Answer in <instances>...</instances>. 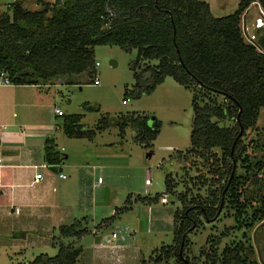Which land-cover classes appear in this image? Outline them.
Here are the masks:
<instances>
[{"label":"trees","instance_id":"1","mask_svg":"<svg viewBox=\"0 0 264 264\" xmlns=\"http://www.w3.org/2000/svg\"><path fill=\"white\" fill-rule=\"evenodd\" d=\"M254 1L264 9V0H240L233 13L221 17L213 14L206 0H69L63 4L56 0L54 5L42 2L41 10L15 2L9 5V12L0 13V70L14 84L93 75L95 47L117 45L138 54L131 67L134 84L126 95L140 98L151 94L168 76L193 93L191 147L170 159L176 165L197 164L206 173L201 175L203 182H210L212 190L203 202L192 200V206L181 197L184 205L174 212L173 243L154 249L142 264H192L185 247L188 235L200 226L198 213L214 222L223 204L233 211L227 215L234 216L236 226L246 230L264 218V157L252 162L243 140L264 108V53L246 42L241 30L242 14ZM140 61L146 62L143 67ZM64 118L69 137L93 136L80 128V116ZM128 122L141 143L156 139L158 127L147 117L131 115L123 126ZM65 158L53 139H46L45 163L56 169ZM239 163L244 174L239 172ZM165 183L164 195H168L174 189L170 174ZM253 186L259 192H249ZM162 196H137L136 200L152 204ZM127 209L128 205L117 212ZM114 220L115 215L106 219ZM88 221L82 217L59 227L54 256L41 253L19 264H77L82 248L62 238L80 240L90 232ZM243 237L221 252V237L212 242V252L203 247L205 263L259 264L249 236Z\"/></svg>","mask_w":264,"mask_h":264},{"label":"rangeland","instance_id":"2","mask_svg":"<svg viewBox=\"0 0 264 264\" xmlns=\"http://www.w3.org/2000/svg\"><path fill=\"white\" fill-rule=\"evenodd\" d=\"M15 1L0 0V13L9 12V5ZM209 1L213 14L221 17L233 13L240 0ZM255 13L256 9L252 7L246 17L248 22L254 20ZM137 57L135 49L128 51L117 45L96 46L94 60L99 66L95 68L93 75L54 78L52 89L57 94L59 109L66 113V116H80V128L93 133L91 139L67 141L63 126L61 131V147L66 149L63 153L70 155L65 163L69 167H64V171L69 177L73 191H81V177L84 172L89 176V186L85 189L87 192H93L90 182L95 183L98 176L102 177V194L98 196V203L102 201V205L98 204L97 218L89 219V230L103 219L114 215V222L134 225L140 213L147 216V208L150 207L149 204L136 200L137 196H165V203L162 196L158 202L151 205L154 209L153 232H139L131 236L138 240L139 247L147 258L154 249L173 243L174 212L183 208L181 197L186 198L187 206H192V200L203 202L209 197V190L212 189L210 182H203L201 175L206 173L197 164L187 162L176 165L170 159L177 151L185 153L191 147L193 93L168 76L151 94H144L140 98L126 95L134 84L131 67ZM145 63L140 61V66L143 67ZM152 64H157V61ZM96 76L99 79L98 85L93 82ZM131 115H134V118L147 117L151 125H157L156 139L150 143H141L137 139V130L130 122L123 126L124 120ZM60 120L61 118L59 122ZM243 140L252 162L264 157V108L261 109L255 125L247 130ZM217 152L221 157L222 151ZM239 172L244 174V168H240ZM168 174L173 179L174 189L166 196L164 192ZM212 188L215 189L214 186ZM249 192L257 193L259 190L253 186ZM247 199L250 200L251 197L247 195ZM127 205L129 209L117 212ZM228 213L233 214V211L222 205L214 222H207L201 214L196 213L200 226L188 235L185 247V254L192 264H206L201 249L205 247L208 252H212L210 246L218 237H221L218 247L221 252L233 241L244 240V234L252 236L254 228H238L234 216L227 215ZM114 225L115 223L109 224L107 229L111 231ZM6 232V229L0 228V264L24 263L42 252L50 256L57 253L56 247L30 248L25 252L5 247L3 243L11 239ZM53 234L59 237V228ZM83 237L81 243L75 242L76 246L82 247V243L85 244L92 235L89 232ZM62 239L65 241L70 238Z\"/></svg>","mask_w":264,"mask_h":264},{"label":"crops","instance_id":"3","mask_svg":"<svg viewBox=\"0 0 264 264\" xmlns=\"http://www.w3.org/2000/svg\"><path fill=\"white\" fill-rule=\"evenodd\" d=\"M60 1L63 4L69 0ZM15 2L31 10H41L42 2L54 5L56 0ZM53 80L55 79L38 84L0 85V228L6 229V234L11 236L8 242L3 243L4 246L23 252L30 248L48 247H56L58 251V236L53 234L54 231L82 217L95 220L97 208L102 205V201L98 203V196L102 194V183L98 180L95 183L91 181L93 192H87L85 189L89 186V176L86 172L84 175L82 173L81 191H73L64 171V167H69L65 164L69 154H65V161L56 169L45 163L46 139L52 138L57 150L62 153L66 151L65 147H61V131L66 113L60 116L56 112L60 105L57 104V94L52 89ZM65 136L67 141L92 138ZM38 172L43 174V178L34 182ZM60 174H64L65 178ZM95 189L99 191L96 192ZM162 198L165 203V196ZM152 204L147 208V216L140 213L134 225L107 222L105 218L94 226L90 230L92 237L85 244L82 243V254L77 264H142L146 254H143L138 240L132 238L129 232H153ZM113 223L115 225L109 231L107 226ZM113 232H118L119 236L110 244L108 240ZM83 238H70L65 242L76 246L75 242L81 243Z\"/></svg>","mask_w":264,"mask_h":264},{"label":"built area","instance_id":"4","mask_svg":"<svg viewBox=\"0 0 264 264\" xmlns=\"http://www.w3.org/2000/svg\"><path fill=\"white\" fill-rule=\"evenodd\" d=\"M256 9V17L254 18L253 21L248 22L246 17L248 13L250 12L251 8ZM110 14H113L111 10H109ZM241 30L243 37L246 42L254 45L261 53H264V48L261 46L259 43V39L261 36H264V9L262 5L260 4L259 1H254L252 2L248 8L243 12L242 18H241ZM99 66L98 62H95V68ZM94 84L98 85L99 84V79L96 76L93 80ZM12 84L8 74L0 70V85H8ZM56 112L58 115L63 116L64 112L60 109H56ZM38 169V168H37ZM61 177L65 178L64 174H60ZM43 178L42 173H37L34 178V182H39ZM98 182L102 183V177H98ZM19 210L17 209L16 212ZM137 233L136 230H131L129 232L130 236H133ZM119 236L118 232H113L111 235V238L108 240V243L112 244Z\"/></svg>","mask_w":264,"mask_h":264},{"label":"flooded vegetation","instance_id":"5","mask_svg":"<svg viewBox=\"0 0 264 264\" xmlns=\"http://www.w3.org/2000/svg\"><path fill=\"white\" fill-rule=\"evenodd\" d=\"M249 241L255 251L258 263L264 264V218L254 227Z\"/></svg>","mask_w":264,"mask_h":264},{"label":"water","instance_id":"6","mask_svg":"<svg viewBox=\"0 0 264 264\" xmlns=\"http://www.w3.org/2000/svg\"><path fill=\"white\" fill-rule=\"evenodd\" d=\"M259 43L261 44V46L264 48V36H261L260 39H259ZM243 132V128L241 129V133L240 135L242 134ZM234 171L232 172L231 176H230V181L232 180L233 176H234ZM223 205V204H222Z\"/></svg>","mask_w":264,"mask_h":264},{"label":"clouds","instance_id":"7","mask_svg":"<svg viewBox=\"0 0 264 264\" xmlns=\"http://www.w3.org/2000/svg\"><path fill=\"white\" fill-rule=\"evenodd\" d=\"M209 1V0H208ZM214 1H216V0H214Z\"/></svg>","mask_w":264,"mask_h":264}]
</instances>
